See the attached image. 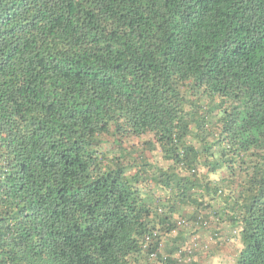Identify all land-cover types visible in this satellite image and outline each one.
Segmentation results:
<instances>
[{
  "label": "trees",
  "instance_id": "trees-1",
  "mask_svg": "<svg viewBox=\"0 0 264 264\" xmlns=\"http://www.w3.org/2000/svg\"><path fill=\"white\" fill-rule=\"evenodd\" d=\"M189 207L264 264V0H0V264H149Z\"/></svg>",
  "mask_w": 264,
  "mask_h": 264
},
{
  "label": "rangeland",
  "instance_id": "rangeland-1",
  "mask_svg": "<svg viewBox=\"0 0 264 264\" xmlns=\"http://www.w3.org/2000/svg\"><path fill=\"white\" fill-rule=\"evenodd\" d=\"M107 142H110V140ZM109 146V144H106V149H108ZM151 159L155 161V159L159 158L156 156ZM158 161L161 164H165L162 163L160 159ZM219 175L225 176V173L219 172V174H212L210 177L217 179L219 178ZM181 214L187 221V224L175 229V233H183V242L185 241L183 244L179 245L178 249H185L186 246H191L192 240L197 242V246L191 255H187L183 250L181 253L173 252L174 250L172 249L170 240L165 237V235H161L160 241H162V245L160 247V255L162 257L168 256L170 250H172L173 253L171 254V258L174 261L176 260V264H234L235 254L241 247V242L236 229H228L224 226L221 227L219 235L212 237L207 229H204L203 227L194 228V224L189 222L192 221L190 219L192 214V209L190 207L186 208ZM149 264H155V262L152 261L151 263L150 261ZM172 264H175V262Z\"/></svg>",
  "mask_w": 264,
  "mask_h": 264
},
{
  "label": "built area",
  "instance_id": "built-area-1",
  "mask_svg": "<svg viewBox=\"0 0 264 264\" xmlns=\"http://www.w3.org/2000/svg\"><path fill=\"white\" fill-rule=\"evenodd\" d=\"M198 220H199V218H198ZM195 222H196L195 224H197V225H199V223H200L198 221H195ZM176 223H177V227H181V226L186 225L187 224V221L185 219L179 218ZM201 225L206 226V221H203ZM157 234L158 233L156 231L150 232V235L153 236V237H156ZM150 235H148V236L145 237V240H146L145 242H147V241L150 240ZM157 239H158V237L156 238V240ZM161 245H162V241H159L157 251L150 252L149 259L151 261H154L156 259L158 252H160ZM196 246H197V242L195 240H192L191 241V246H186L185 249H178V253H181V251L183 250V251L186 252L187 255H191L193 253V251L195 250Z\"/></svg>",
  "mask_w": 264,
  "mask_h": 264
}]
</instances>
